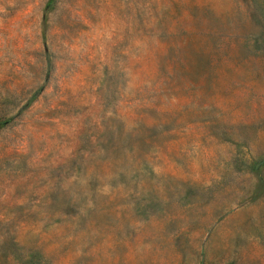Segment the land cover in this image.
I'll list each match as a JSON object with an SVG mask.
<instances>
[{
    "label": "rangeland",
    "instance_id": "1",
    "mask_svg": "<svg viewBox=\"0 0 264 264\" xmlns=\"http://www.w3.org/2000/svg\"><path fill=\"white\" fill-rule=\"evenodd\" d=\"M0 264H264V0H0Z\"/></svg>",
    "mask_w": 264,
    "mask_h": 264
}]
</instances>
